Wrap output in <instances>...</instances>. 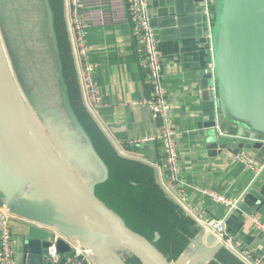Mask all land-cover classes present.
I'll return each mask as SVG.
<instances>
[{
	"label": "crops",
	"instance_id": "obj_1",
	"mask_svg": "<svg viewBox=\"0 0 264 264\" xmlns=\"http://www.w3.org/2000/svg\"><path fill=\"white\" fill-rule=\"evenodd\" d=\"M55 1L61 10V32L72 62L77 102L90 115L106 142L100 144L99 151L105 159L117 162L114 167L117 174L128 171L135 181L149 180L157 184L172 201H178L188 212L176 197L166 191L163 169L157 165L163 157L161 142H129L155 135L160 122L152 118L150 107L144 102L150 97L151 87L144 68L142 44L129 20L127 0H78L81 18L87 24L85 61L94 66V81L101 100L97 109H92L90 105L83 77V58L74 35L70 0ZM210 1V13L215 16L219 0ZM150 2L158 34L162 84L177 132L176 149L180 155L182 187L187 195L185 203L188 208L189 205L195 206L209 219L222 220L228 234L240 243L243 250L240 255L221 247L213 251L212 257L204 264H264V230L252 219L256 217L264 224V171L256 173L237 161L235 149H224L211 155L206 147L205 132L208 127L205 123L217 118L218 107L215 98H204L198 75L200 71L212 67V52L200 40L203 30L202 15L196 10L198 3L195 0ZM17 27L18 23L12 25L11 21L7 25L5 13H0V35L5 49L11 41L14 44L21 40L14 31ZM66 83L70 95L67 80ZM222 124L223 129L231 135L237 133V128H233L227 119ZM247 152L255 155L257 167L263 166V154L256 150ZM102 154L100 156L107 164ZM120 158L124 161H120ZM107 166L110 177L111 170ZM98 168L101 177L103 172ZM250 186L261 195L260 202L248 205L241 201L237 205ZM204 190L226 196L232 200L233 206L216 201ZM0 212L7 216L8 227L16 243L15 264H21L22 247L27 238L52 241L56 236H62L78 240L75 236L62 234L55 218L25 183L1 142ZM118 214L122 217V214ZM210 236L213 235L200 233L185 250L188 251L199 237L208 246H215L217 242L214 237L213 243H207ZM118 253L125 260L120 250ZM88 264L116 263L110 257L90 249Z\"/></svg>",
	"mask_w": 264,
	"mask_h": 264
},
{
	"label": "water",
	"instance_id": "obj_2",
	"mask_svg": "<svg viewBox=\"0 0 264 264\" xmlns=\"http://www.w3.org/2000/svg\"><path fill=\"white\" fill-rule=\"evenodd\" d=\"M44 1L59 86L69 119L103 173L92 179L89 186L85 185L51 144L18 86L0 35V142L8 156L41 204L53 215L62 234L75 236L93 252L110 257L116 264H128L118 253L120 248L137 257L141 264H204L213 251L223 247L221 243L210 247L199 237L176 261L169 260L155 245L161 237L159 232L149 240L128 226L97 196L96 187L109 178V169L72 106L54 12L50 0ZM195 1L196 10L202 15L200 40L212 52V67L198 75L204 98H215L218 107L217 118L205 123L206 147L211 155L235 149L237 153L256 150L264 156V0H219L215 40L212 21L217 14L209 15L210 40L204 35L209 29L208 17L204 14L206 0ZM224 119L237 128L235 135L223 129ZM260 200L261 195L250 186L237 205L241 201L255 205ZM54 240L60 253L72 252L63 237ZM214 241L210 236L207 243ZM52 244L53 240L27 238L22 247L21 264H48L45 255Z\"/></svg>",
	"mask_w": 264,
	"mask_h": 264
},
{
	"label": "trees",
	"instance_id": "obj_3",
	"mask_svg": "<svg viewBox=\"0 0 264 264\" xmlns=\"http://www.w3.org/2000/svg\"><path fill=\"white\" fill-rule=\"evenodd\" d=\"M50 1L55 12V25L64 65V76L70 86L75 112L90 134L96 150L102 154L99 146L106 142L90 115L77 102L78 93L73 83L72 62L61 32V10L55 0ZM35 5L36 7H29L26 4L17 14V21L22 32V46L19 50V54L23 56L22 66L38 94L44 98L45 107L61 108L62 106L67 112L59 86L58 66L46 6L40 9L39 4ZM36 13L39 16V23L38 18L35 17ZM106 148L109 150L108 146ZM105 161L111 170L110 177L96 187L97 196L122 214L128 226L149 240H152L156 231L159 232L161 237L155 245L169 260L178 258L186 246L199 235L200 229L197 223L186 215L182 208L172 201L157 184L149 180L135 181L128 171H120L117 174L114 170L117 162L107 159ZM120 161L124 160L120 158ZM120 251L128 264H141L139 259L129 251L121 248ZM186 257L189 256L186 255Z\"/></svg>",
	"mask_w": 264,
	"mask_h": 264
},
{
	"label": "built area",
	"instance_id": "obj_4",
	"mask_svg": "<svg viewBox=\"0 0 264 264\" xmlns=\"http://www.w3.org/2000/svg\"><path fill=\"white\" fill-rule=\"evenodd\" d=\"M72 10V24L76 42L79 47V53L83 61V77L87 88V93L90 99L92 109H97L101 105L98 88L94 81V66L88 61H85L87 53L85 46V37L87 24L82 20L79 12L78 0H70ZM211 1H205L204 14L208 17L209 29L205 33L206 38L211 40L212 28L209 20ZM129 20L132 23L133 31L138 36L142 44V56L144 57V68L147 73V79L151 87L150 97L144 99V102L150 107L152 118L159 121L158 132L155 135L143 137L137 140H130V143H149L160 141L162 144L163 157L158 161L157 165L163 169L165 176L166 191L176 197L190 213L195 216V219L216 239L217 243H221L230 250L242 255L243 250L240 248V243L235 241L227 232L224 222L220 219H209L204 213L198 210L195 206L187 207L185 201L187 195L182 187L181 170H180V155L176 149L177 132L173 126L170 105L166 98V90L162 84L161 60L159 54V41L157 29L153 25V17L151 12L150 0H127ZM250 152L240 150L236 153V160L243 163L247 168L258 173L264 168L256 166V159ZM208 196L218 202L233 206L231 199L222 194H217L209 190L203 191ZM253 221L264 230V224L260 223L256 217ZM57 237V236H56ZM62 237V236H60ZM64 238V237H63ZM72 247L71 254H62L57 250L55 240L48 247L45 255V262L48 264H88L89 251L80 241L64 238ZM15 240L8 227L7 216L0 212V264H15ZM241 252V253H240ZM248 255V251L245 253Z\"/></svg>",
	"mask_w": 264,
	"mask_h": 264
},
{
	"label": "rangeland",
	"instance_id": "obj_5",
	"mask_svg": "<svg viewBox=\"0 0 264 264\" xmlns=\"http://www.w3.org/2000/svg\"><path fill=\"white\" fill-rule=\"evenodd\" d=\"M41 1H43L42 4ZM26 4L29 5V7H36L35 4H39V8L41 9V7L45 5V2L44 0H0V13H5L7 25L9 21H11L12 25L18 23V11L23 9ZM216 14L217 17L213 21V40H215L216 36V27L219 16V3ZM35 17L38 18L37 22L39 23V16L37 13L35 14ZM12 28L13 27H10V29ZM10 29L9 31L11 33ZM14 31L16 33V37H20L21 40L15 41L14 44L12 41L8 43L6 52L10 60L12 71L26 100V103L31 109L41 129L50 140L51 144L57 149V151L64 158L70 168L77 174L80 180L85 185H88L92 178H98L101 175L97 163L89 154V150L87 149L85 141L74 128L64 107H45L44 98L38 94L34 85L28 78L27 73L24 71V67L22 66L23 56L19 54L20 49L18 47L22 46V32L19 24L17 29L14 28ZM177 204L197 223L201 234L204 232L206 235H210V233L206 231V229L195 219V216L192 213L189 211L188 213L179 202ZM153 239L154 237L152 240ZM223 247L226 246L223 245ZM185 249L179 256H181L186 251ZM177 259L178 258L172 259V261H176Z\"/></svg>",
	"mask_w": 264,
	"mask_h": 264
}]
</instances>
